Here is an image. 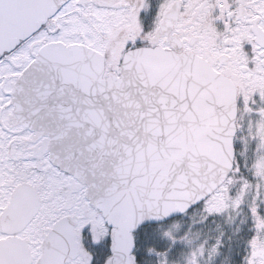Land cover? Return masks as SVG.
Segmentation results:
<instances>
[{"label":"snow or ice","instance_id":"6c2138e0","mask_svg":"<svg viewBox=\"0 0 264 264\" xmlns=\"http://www.w3.org/2000/svg\"><path fill=\"white\" fill-rule=\"evenodd\" d=\"M0 264H264V0H0Z\"/></svg>","mask_w":264,"mask_h":264}]
</instances>
